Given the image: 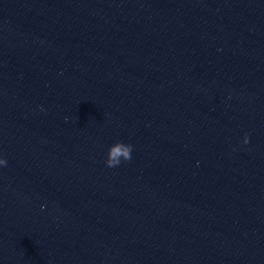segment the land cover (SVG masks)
Returning <instances> with one entry per match:
<instances>
[{
    "label": "water",
    "instance_id": "95a60500",
    "mask_svg": "<svg viewBox=\"0 0 264 264\" xmlns=\"http://www.w3.org/2000/svg\"><path fill=\"white\" fill-rule=\"evenodd\" d=\"M0 155V264H264V0H0Z\"/></svg>",
    "mask_w": 264,
    "mask_h": 264
},
{
    "label": "clouds",
    "instance_id": "9594fccd",
    "mask_svg": "<svg viewBox=\"0 0 264 264\" xmlns=\"http://www.w3.org/2000/svg\"><path fill=\"white\" fill-rule=\"evenodd\" d=\"M244 142L247 143V138H245ZM121 149L123 150V153H124L125 158L130 160L131 159L130 152H131V149H132V145H130V144L127 145V146L121 145L120 148L113 149L111 151L110 156L111 157H115L116 154H117V151H120ZM105 162H106V164L109 167H112V166L115 165V163H117V161H115V160H113L111 158L107 159ZM6 164H7L6 159L2 155H0V166H4Z\"/></svg>",
    "mask_w": 264,
    "mask_h": 264
}]
</instances>
